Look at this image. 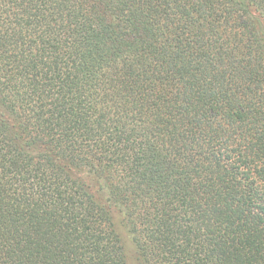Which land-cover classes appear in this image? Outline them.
Listing matches in <instances>:
<instances>
[{"label":"trees","instance_id":"obj_1","mask_svg":"<svg viewBox=\"0 0 264 264\" xmlns=\"http://www.w3.org/2000/svg\"><path fill=\"white\" fill-rule=\"evenodd\" d=\"M0 264H264V0H0Z\"/></svg>","mask_w":264,"mask_h":264}]
</instances>
